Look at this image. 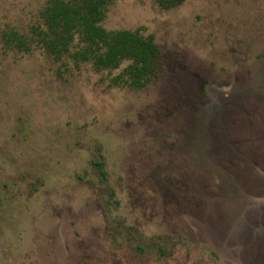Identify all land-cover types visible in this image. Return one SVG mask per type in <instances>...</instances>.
I'll list each match as a JSON object with an SVG mask.
<instances>
[{
  "label": "rangeland",
  "instance_id": "374dc122",
  "mask_svg": "<svg viewBox=\"0 0 264 264\" xmlns=\"http://www.w3.org/2000/svg\"><path fill=\"white\" fill-rule=\"evenodd\" d=\"M45 1L0 0V264H264V0H115L142 88L6 44Z\"/></svg>",
  "mask_w": 264,
  "mask_h": 264
},
{
  "label": "trees",
  "instance_id": "16d2710c",
  "mask_svg": "<svg viewBox=\"0 0 264 264\" xmlns=\"http://www.w3.org/2000/svg\"><path fill=\"white\" fill-rule=\"evenodd\" d=\"M115 0H46L36 24L27 32L9 29L5 43L17 50L43 48L55 61L65 60L75 67L89 63L106 72L115 86L142 88L156 76L159 47L152 34L141 28L106 29L103 21ZM161 7H174L184 0H156ZM113 71H117L112 74ZM94 166L104 178V164Z\"/></svg>",
  "mask_w": 264,
  "mask_h": 264
},
{
  "label": "flooded vegetation",
  "instance_id": "af4514ba",
  "mask_svg": "<svg viewBox=\"0 0 264 264\" xmlns=\"http://www.w3.org/2000/svg\"><path fill=\"white\" fill-rule=\"evenodd\" d=\"M255 237L254 236H252V237H250V235H249V241L252 239V240H254L253 242H254V244L253 245H251V246H249L250 248H252V249H256L257 248V245L255 244L256 243V239H254ZM250 244H252L251 242H250ZM258 252V251H257ZM255 253V256L253 257V263L254 264H261V256L258 254V253ZM258 256V257H257Z\"/></svg>",
  "mask_w": 264,
  "mask_h": 264
}]
</instances>
